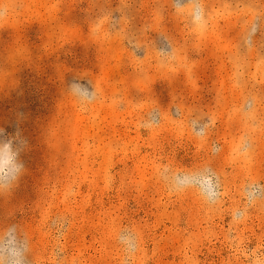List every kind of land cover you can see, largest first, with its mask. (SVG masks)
<instances>
[{"label": "rangeland", "instance_id": "374dc122", "mask_svg": "<svg viewBox=\"0 0 264 264\" xmlns=\"http://www.w3.org/2000/svg\"><path fill=\"white\" fill-rule=\"evenodd\" d=\"M0 132V264H264V0H0Z\"/></svg>", "mask_w": 264, "mask_h": 264}, {"label": "clouds", "instance_id": "9594fccd", "mask_svg": "<svg viewBox=\"0 0 264 264\" xmlns=\"http://www.w3.org/2000/svg\"><path fill=\"white\" fill-rule=\"evenodd\" d=\"M80 87L82 90H84L86 88V86H84V85H81ZM0 136H2V132H0ZM15 159H16V157H14V162H15ZM17 167H20V166L18 165Z\"/></svg>", "mask_w": 264, "mask_h": 264}]
</instances>
